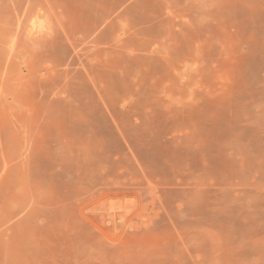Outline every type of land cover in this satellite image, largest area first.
I'll return each mask as SVG.
<instances>
[{"label": "rangeland", "instance_id": "rangeland-1", "mask_svg": "<svg viewBox=\"0 0 264 264\" xmlns=\"http://www.w3.org/2000/svg\"><path fill=\"white\" fill-rule=\"evenodd\" d=\"M0 264H264V0H0Z\"/></svg>", "mask_w": 264, "mask_h": 264}]
</instances>
